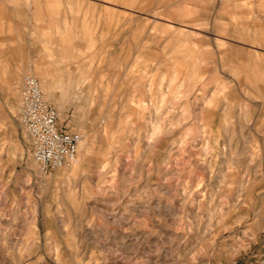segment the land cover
<instances>
[{"label":"rangeland","instance_id":"obj_1","mask_svg":"<svg viewBox=\"0 0 264 264\" xmlns=\"http://www.w3.org/2000/svg\"><path fill=\"white\" fill-rule=\"evenodd\" d=\"M28 77L68 167L33 160ZM262 257L264 0H0V264Z\"/></svg>","mask_w":264,"mask_h":264},{"label":"built area","instance_id":"obj_2","mask_svg":"<svg viewBox=\"0 0 264 264\" xmlns=\"http://www.w3.org/2000/svg\"><path fill=\"white\" fill-rule=\"evenodd\" d=\"M20 121L30 138L33 160L44 173L75 161L79 135L61 129L55 110L47 104L38 81L32 77L24 82ZM244 264H264V257Z\"/></svg>","mask_w":264,"mask_h":264},{"label":"bare ground","instance_id":"obj_3","mask_svg":"<svg viewBox=\"0 0 264 264\" xmlns=\"http://www.w3.org/2000/svg\"><path fill=\"white\" fill-rule=\"evenodd\" d=\"M80 147H81V149H83L84 148V143L82 145H80Z\"/></svg>","mask_w":264,"mask_h":264}]
</instances>
